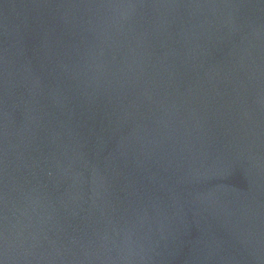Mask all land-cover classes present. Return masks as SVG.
Listing matches in <instances>:
<instances>
[{"label":"water","instance_id":"95a60500","mask_svg":"<svg viewBox=\"0 0 264 264\" xmlns=\"http://www.w3.org/2000/svg\"><path fill=\"white\" fill-rule=\"evenodd\" d=\"M0 264H264V0H0Z\"/></svg>","mask_w":264,"mask_h":264}]
</instances>
